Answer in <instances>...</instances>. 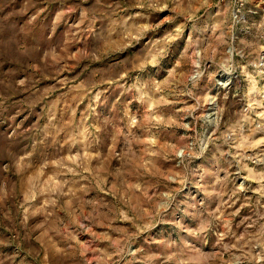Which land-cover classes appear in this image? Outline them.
Here are the masks:
<instances>
[{"label":"rangeland","instance_id":"374dc122","mask_svg":"<svg viewBox=\"0 0 264 264\" xmlns=\"http://www.w3.org/2000/svg\"><path fill=\"white\" fill-rule=\"evenodd\" d=\"M0 264H264V0H0Z\"/></svg>","mask_w":264,"mask_h":264}]
</instances>
